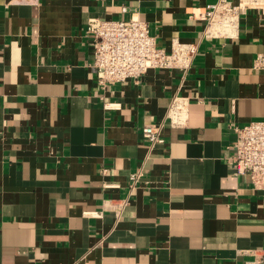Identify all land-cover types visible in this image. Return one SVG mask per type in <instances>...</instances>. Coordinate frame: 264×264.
Segmentation results:
<instances>
[{"label": "crops", "instance_id": "crops-1", "mask_svg": "<svg viewBox=\"0 0 264 264\" xmlns=\"http://www.w3.org/2000/svg\"><path fill=\"white\" fill-rule=\"evenodd\" d=\"M214 1L0 0V264L264 261V193L231 159L232 127L264 120L260 15H242L234 38L199 40L185 74L101 88L91 64L89 18L135 14L169 49L199 39L189 12ZM175 95L186 126L164 124L150 147L141 129ZM127 195L117 217L108 200Z\"/></svg>", "mask_w": 264, "mask_h": 264}, {"label": "built area", "instance_id": "built-area-1", "mask_svg": "<svg viewBox=\"0 0 264 264\" xmlns=\"http://www.w3.org/2000/svg\"><path fill=\"white\" fill-rule=\"evenodd\" d=\"M24 1V0H22ZM200 9V10H199ZM125 11L126 8L122 7ZM255 10L264 22V0H215L198 11L189 12L191 18L203 21L197 41L182 42L172 39L169 49L157 45L147 22L132 14L129 18L106 19L91 17L86 22V32L91 34L92 66L99 87L125 80H138L149 69H178L185 74L198 51L199 40L204 38H234L238 35L242 15ZM263 56H258V64ZM188 100L175 95L161 123L145 124L142 136L150 147L164 142L162 127L182 128L187 123ZM231 159L239 173L245 174L254 189L264 193V120H253L232 127ZM140 172L129 175L128 192L136 187ZM127 197L110 201L111 209L120 216L128 204ZM98 213V212H97ZM100 214V213H99ZM246 264H264L260 257Z\"/></svg>", "mask_w": 264, "mask_h": 264}]
</instances>
